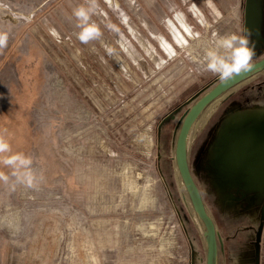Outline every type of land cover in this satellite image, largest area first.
I'll return each instance as SVG.
<instances>
[{"label": "rangeland", "instance_id": "1", "mask_svg": "<svg viewBox=\"0 0 264 264\" xmlns=\"http://www.w3.org/2000/svg\"><path fill=\"white\" fill-rule=\"evenodd\" d=\"M80 6L0 0L4 156L30 157L38 178L27 188L0 163V264H206L176 135L222 79L202 64L216 33L251 32L249 63L264 56V0H95L87 44ZM189 158L220 264H264V72L202 114Z\"/></svg>", "mask_w": 264, "mask_h": 264}, {"label": "clouds", "instance_id": "2", "mask_svg": "<svg viewBox=\"0 0 264 264\" xmlns=\"http://www.w3.org/2000/svg\"><path fill=\"white\" fill-rule=\"evenodd\" d=\"M95 11V0H89V6H80L74 9V16L79 28L78 39L81 43L87 44L90 40L101 36V31L94 23H91V15ZM251 32L244 35L235 33H216L210 44L202 54V64L204 70L218 74L222 79L232 78L248 66L252 56L250 51L249 37ZM8 43V34L0 32V49L5 48ZM223 50V51H221ZM109 54L112 49H108ZM5 153H11L8 142L0 134V163L12 169V176L16 181L27 188H34L38 178L32 171V160L23 153H14L4 156ZM0 181L7 183L9 176L0 171ZM7 227L12 228L13 224L8 223Z\"/></svg>", "mask_w": 264, "mask_h": 264}, {"label": "water", "instance_id": "3", "mask_svg": "<svg viewBox=\"0 0 264 264\" xmlns=\"http://www.w3.org/2000/svg\"><path fill=\"white\" fill-rule=\"evenodd\" d=\"M264 71V56L248 63V66L229 79L219 80L203 93L184 115L176 135L174 158L177 170L186 190L195 219L202 233L206 264H220V247L216 221L207 208L203 193L192 173L189 149L190 133L205 108L224 96L242 82Z\"/></svg>", "mask_w": 264, "mask_h": 264}, {"label": "bare ground", "instance_id": "4", "mask_svg": "<svg viewBox=\"0 0 264 264\" xmlns=\"http://www.w3.org/2000/svg\"><path fill=\"white\" fill-rule=\"evenodd\" d=\"M219 98H220V97H219ZM219 98H217L216 100H214L213 102H211V103L205 108V110L201 113V115L199 116V118L197 119V121H196V123H195V125H194V127L192 128V131H191V133H190V142H191V140H192V138H193V136H194V132H195V130H196V128H197V126H198L200 120H201V116H202V114H205L206 111H208V109H209L212 105H214V104L216 103V101H217ZM203 116H204V115H203ZM190 142H189V144H190Z\"/></svg>", "mask_w": 264, "mask_h": 264}, {"label": "crops", "instance_id": "5", "mask_svg": "<svg viewBox=\"0 0 264 264\" xmlns=\"http://www.w3.org/2000/svg\"><path fill=\"white\" fill-rule=\"evenodd\" d=\"M264 72V71H263ZM262 73V72H261ZM260 74V73H259ZM226 98V94L224 96H221L217 101H221L222 99Z\"/></svg>", "mask_w": 264, "mask_h": 264}]
</instances>
